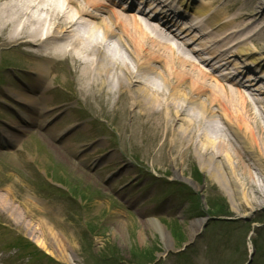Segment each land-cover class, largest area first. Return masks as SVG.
I'll use <instances>...</instances> for the list:
<instances>
[{"label":"rangeland","instance_id":"1","mask_svg":"<svg viewBox=\"0 0 264 264\" xmlns=\"http://www.w3.org/2000/svg\"><path fill=\"white\" fill-rule=\"evenodd\" d=\"M204 1L233 17L255 11L264 0ZM257 20L263 27L249 43L262 49L264 12ZM124 58L130 62L126 53ZM39 61L0 39V129L22 123L11 107H46L48 122L44 127L25 120L26 131L15 133L17 146H0V264H249L252 253L250 264H264V170H254L255 186H245L257 205L234 203L229 187L202 169L194 147L188 161L176 166L169 139L154 154L156 138L138 120L126 88L121 96L129 102L117 109L119 94L98 100L81 91L83 82L73 72L80 69L72 60L45 65L48 92H24L47 101L20 102L10 92L23 95L21 83L35 88ZM247 79L242 83L251 84ZM261 89L264 80L240 90L262 101ZM250 105L260 114L258 105ZM259 121L264 128V119ZM215 125L230 135L222 121ZM198 221L202 227L193 234ZM43 222L65 251L41 231Z\"/></svg>","mask_w":264,"mask_h":264},{"label":"bare ground","instance_id":"2","mask_svg":"<svg viewBox=\"0 0 264 264\" xmlns=\"http://www.w3.org/2000/svg\"><path fill=\"white\" fill-rule=\"evenodd\" d=\"M170 1H178L181 8L194 4V0ZM228 12L214 11L211 3L195 5L194 19L204 21L205 26L195 29H201L196 31L198 34L195 30L193 35L188 34L189 38L192 36L191 42L198 44L189 50L188 44L173 32L165 28L162 32L148 21L117 13L104 5L103 0H0V39L40 59L38 66H42L36 68L38 80L29 94L44 91L49 77L45 65H52L58 59L72 60L80 69L73 72L83 82L81 91L90 92L98 100L105 93L119 94L122 101L116 99L115 109L119 102L127 105L129 101L121 93L125 88L129 91L138 109L137 118L144 121L141 128L143 124L146 133L152 132L156 138L154 154L163 152L169 139L174 145L171 159L176 166L188 161L194 147L202 169L212 173L219 185L229 187L234 203L238 200L253 207L257 198L251 199L245 186H255L253 171L264 170V128L259 123L260 118L264 119V100L243 93L239 85L227 87L203 63L217 60L216 68L228 73L232 69L240 75L245 70L251 71L260 74V81L264 80V48L249 43L256 41L263 27L257 26V18L264 12V1L255 11L237 14L231 21H227ZM205 37L208 39L203 41ZM31 48L37 49L35 54ZM125 53L130 62L124 58ZM202 53L205 57L201 60ZM235 57L244 62L243 70L239 62L230 63ZM249 80L258 79L250 76ZM38 86L41 88L37 90ZM22 92L21 96L10 93L20 102L36 103L37 96H24L27 90ZM260 93L263 95L264 90ZM249 101L258 105L260 114L250 108ZM45 110L46 107L41 110L43 124L47 122ZM19 113L32 125L39 124V108ZM220 121L230 135L215 125ZM15 128L23 132L20 126ZM126 132L121 127V135ZM5 133L6 140L13 139L16 146V137L11 132ZM47 224L43 222L41 231L55 241L54 229ZM202 224V221L195 223L193 234ZM55 244L65 251V244L56 241Z\"/></svg>","mask_w":264,"mask_h":264},{"label":"trees","instance_id":"3","mask_svg":"<svg viewBox=\"0 0 264 264\" xmlns=\"http://www.w3.org/2000/svg\"><path fill=\"white\" fill-rule=\"evenodd\" d=\"M216 210H217V208L216 207H214ZM217 211H219L220 213H218V214H222V211H223V209L220 207L219 208V210H217ZM224 214V213H223Z\"/></svg>","mask_w":264,"mask_h":264}]
</instances>
